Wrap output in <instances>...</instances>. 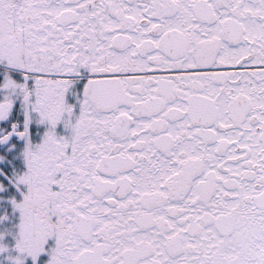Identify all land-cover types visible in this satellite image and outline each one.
I'll list each match as a JSON object with an SVG mask.
<instances>
[{"label":"snow or ice","instance_id":"1","mask_svg":"<svg viewBox=\"0 0 264 264\" xmlns=\"http://www.w3.org/2000/svg\"><path fill=\"white\" fill-rule=\"evenodd\" d=\"M0 264H264V0H0Z\"/></svg>","mask_w":264,"mask_h":264}]
</instances>
